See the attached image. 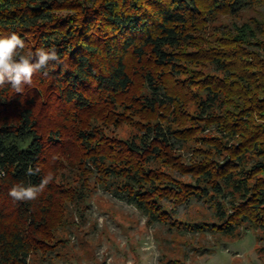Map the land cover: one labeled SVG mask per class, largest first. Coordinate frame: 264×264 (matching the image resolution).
Here are the masks:
<instances>
[{"label": "trees", "instance_id": "obj_1", "mask_svg": "<svg viewBox=\"0 0 264 264\" xmlns=\"http://www.w3.org/2000/svg\"><path fill=\"white\" fill-rule=\"evenodd\" d=\"M256 4L264 0H0V38L15 32L23 53L54 48L61 60L22 94L0 87V264H27L51 245L60 195L77 208L87 197L84 185L53 179L35 200L8 194L39 185L73 148L81 178L93 172L147 222L175 218L170 202L201 201L213 219L196 231L234 236L248 221L264 230V19L204 36L213 14ZM125 109L145 122L129 138L104 133L129 118ZM29 166L40 171L29 176Z\"/></svg>", "mask_w": 264, "mask_h": 264}, {"label": "rangeland", "instance_id": "obj_2", "mask_svg": "<svg viewBox=\"0 0 264 264\" xmlns=\"http://www.w3.org/2000/svg\"><path fill=\"white\" fill-rule=\"evenodd\" d=\"M262 19L264 5L260 4L235 13L213 14L204 36L214 41L220 29ZM201 69L213 73L209 64ZM135 79L132 91L143 95L147 90L141 78ZM188 109L192 110L193 104ZM124 113H129V118L116 127L103 128L104 133L129 138L138 130L137 121L145 122L142 114L127 109ZM154 116L149 114L150 119ZM95 121L101 127L100 120ZM80 153L79 148H73L69 156L59 158L56 169H49L57 186L84 185L87 197L77 202V208L70 196L60 195L59 220L51 227L53 238L48 239L51 245L33 249L27 264H264V230L255 223L241 222L234 236L213 230L196 231L191 224L213 219L212 209L201 201L176 205L170 202L176 210L175 218L170 215L167 222H147L135 206L102 190L93 172H83L87 181L81 178L82 165L76 162Z\"/></svg>", "mask_w": 264, "mask_h": 264}, {"label": "clouds", "instance_id": "obj_3", "mask_svg": "<svg viewBox=\"0 0 264 264\" xmlns=\"http://www.w3.org/2000/svg\"><path fill=\"white\" fill-rule=\"evenodd\" d=\"M24 40L15 32L0 38V87L5 84L11 86L17 94L24 92L25 85L32 84L35 73L43 70V75H48V69L52 62L61 63L57 51L53 49L39 48L35 53L29 51L23 53ZM40 171L29 166L27 175H35ZM0 175H4L0 171ZM52 174L45 176L39 185L23 183L13 185L9 189V196L15 201L35 200L45 187L52 181Z\"/></svg>", "mask_w": 264, "mask_h": 264}]
</instances>
